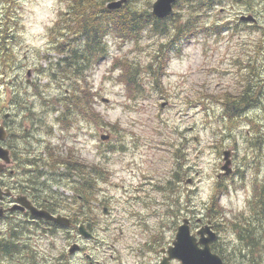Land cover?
Instances as JSON below:
<instances>
[{"label":"rangeland","instance_id":"1","mask_svg":"<svg viewBox=\"0 0 264 264\" xmlns=\"http://www.w3.org/2000/svg\"><path fill=\"white\" fill-rule=\"evenodd\" d=\"M4 1H13L11 6L21 21L12 24L16 31L10 40V57L0 58V125L8 115V124L20 126L21 132L24 127H38L41 138L32 146L40 154L51 143L57 145L56 152L73 154V161L81 163L85 173L97 177L94 193L98 196L90 205L108 207L117 219L95 230L98 259L106 264H158L160 250L172 244L185 218L191 219L193 232L210 221L217 234L213 245H237L233 232L216 229L214 222L218 224L223 218H212L210 206L216 202L231 220L240 213L250 215L254 189L264 177V0H259L263 3L257 4L258 12L253 13L222 0L209 19H216L220 11V23L229 22V30L221 36L200 33L184 38L180 52L170 50V58L163 64L153 58L167 37L147 33L136 43L110 36L111 58L86 73L97 93L94 108L98 120H74L64 132L56 121L60 113L53 108L60 106L58 98L69 95V87L66 83L57 85L47 70L62 56L56 52L57 45L67 42L61 31L58 38L52 36L50 28L68 10L69 1ZM197 5L180 3L176 8L180 22L188 17L189 8ZM244 14L258 22L240 21ZM125 58L141 66V87L134 96L120 81V70H113L114 62ZM257 58L259 78L253 88L258 104L246 108L243 117L229 128L223 100L239 99L246 80L253 75L248 68L251 60ZM16 95L23 105L15 104ZM66 122L68 125L70 120ZM103 134L111 138L103 141ZM227 150L232 152L233 172L229 176L221 170ZM62 161L72 162L68 158ZM219 183L229 193L220 192ZM51 191L67 204L78 198L65 185H55ZM26 227L29 231L18 238L26 245L24 251L0 257V264H49L55 250L63 248L61 236Z\"/></svg>","mask_w":264,"mask_h":264},{"label":"trees","instance_id":"2","mask_svg":"<svg viewBox=\"0 0 264 264\" xmlns=\"http://www.w3.org/2000/svg\"><path fill=\"white\" fill-rule=\"evenodd\" d=\"M68 1V10L62 12L55 26L50 28L52 36L58 38L59 31H61L60 35L67 42L57 45L56 52L62 56L55 63H50L47 70V72H51L48 76L56 81L57 85L63 86V83H66L69 87L67 88L69 95H63L60 99L58 98L61 104L53 108V111L60 113L56 121L60 125L62 132L67 131L74 120L76 121L80 118L91 121L98 120L94 108V100L97 93H94L91 88L86 73L91 71L99 62L111 58L108 44L110 36L123 42L136 43L147 33L167 37L168 39L160 44L153 58L154 62L163 64L164 61L168 60L167 57L170 58V50L180 52L181 48L178 47H181L184 38H192L200 33L210 36H221L223 32L229 30L226 27L229 22L220 23L222 20L219 18L220 11L217 12L216 19H209L210 14H212L214 9L218 8L222 0H179L174 5L173 14L165 19H159L152 15L154 0H127L122 7L114 10L107 8V3L113 0ZM229 1L236 5L245 6L247 8L246 11L250 13L258 12L257 4L263 3V1L259 0ZM12 2L0 1V58H3V60L11 53L10 45L12 43L10 40L15 38L16 30L12 28V24L21 21L17 9L11 6ZM182 2H196L198 5L196 8H189L188 17L186 19L182 18L180 22L181 14L178 13L176 8ZM262 13L263 11L259 10V14ZM237 28L238 23L235 24V29ZM128 59H117L113 64V70H120V81L125 84L128 94L134 96L139 93L141 87L139 81L141 78V66L135 60L129 61ZM259 61L260 59L258 60V58L251 60L253 64H250L248 68H251L253 75L246 80V89L239 99L227 97L225 99L226 102L223 100L227 106V118L225 120L227 125L230 126L229 128L234 126L235 120L243 117L242 114L246 108L255 107L258 104V93L253 88V85L258 84L256 79L259 78V75L258 72L256 73V69ZM152 66L153 64L151 65L153 72ZM40 71L44 72L42 69ZM35 89L38 95L45 99L37 86H35ZM14 98L16 105H23L19 95ZM1 109L2 106L0 105ZM68 120H70V123L67 125L66 121ZM56 147L57 145L54 146L52 143L46 146L47 157L55 159V161L65 158L72 160V162H67L66 164V161L63 163L56 162V172H59L60 166H64L67 171L70 170L72 172V179L75 175L78 176V180L73 181L76 182L73 190L77 196L82 195L85 197L87 204L90 205L91 200H97L94 193L97 178L92 176L93 173L88 174L86 178L84 170L80 167L81 163L73 161L75 156L73 154L64 155L63 151L56 152ZM60 156L63 158L59 159ZM176 176L179 178L178 172ZM217 188L224 194L229 193L226 186H222L220 183ZM253 197L250 215L249 213H240L233 220L224 214V209L218 207L216 202L211 203V217L216 219L221 216L223 220L226 219L224 224L222 223L223 220L218 224L215 221L216 229L218 231L229 229L236 235L238 243L232 247L227 246V244H214L212 246L213 251L223 259L224 264H264V177L256 185ZM56 200L61 205L65 204V201H60L59 198ZM185 203L188 204V201L185 200ZM9 227L8 234L4 238H0V257L4 258L14 257V255L24 251L26 245L19 243L18 238L20 234H25L26 231H29L23 225L17 226L14 224ZM28 261L27 259L24 260V262Z\"/></svg>","mask_w":264,"mask_h":264},{"label":"flooded vegetation","instance_id":"3","mask_svg":"<svg viewBox=\"0 0 264 264\" xmlns=\"http://www.w3.org/2000/svg\"><path fill=\"white\" fill-rule=\"evenodd\" d=\"M4 117L1 125L5 129V137L1 144L8 151L9 160H0L3 165V171L0 174V187L4 192L10 191L11 194H3L0 199V226L4 227V230H0V238H4L7 234V226L14 224L41 228L46 230L47 235L61 236L60 239H63L64 242L63 248L56 249L55 255H51L49 264H106L98 259L99 246H94L95 241L98 240L95 230L101 228L104 223L106 225L114 223L117 220L114 218V211L101 204H98L97 207L88 205L82 195L76 196L77 200L68 204L64 202L65 204L61 205L60 202H57L55 193L51 191L52 187L65 185L74 191L76 182L73 181L78 180V176L75 175L72 179V172L67 171L63 166L61 168L64 169V172L57 173L56 162L63 163V161L48 158L46 148L42 155L38 151L39 149L32 146V142H38L41 138L38 127H24L21 132L20 126L8 124V115ZM80 167L82 170L85 169L83 165ZM92 171L98 172V169H92ZM84 176L87 178L88 173H85ZM19 198L29 202L40 211L65 218L68 225L64 226L34 217L28 207L18 203ZM81 228L92 234V237L86 238L81 235ZM72 248H74L73 252H71ZM163 249L166 248L160 250L158 264H161L165 257V254L162 253ZM173 262L175 260L170 264Z\"/></svg>","mask_w":264,"mask_h":264},{"label":"water","instance_id":"4","mask_svg":"<svg viewBox=\"0 0 264 264\" xmlns=\"http://www.w3.org/2000/svg\"><path fill=\"white\" fill-rule=\"evenodd\" d=\"M178 0H156L152 5V15L164 19L173 14L174 5ZM127 0H117L108 3V9H118L122 7ZM243 22H256V18L252 15H243L240 17ZM30 75V72H29ZM106 101V100H105ZM5 137L4 126H0V160L8 161V151L2 147V140ZM101 139L107 141L110 139L109 135H102ZM231 151L224 152V164L221 167L222 174L229 176L232 174V162L230 159ZM3 171V165L0 163V174ZM220 178V175H219ZM10 195L11 192H4L0 187V199L2 195ZM18 203L29 208L31 214L36 218H43L47 221H52L60 225H68V221L62 217H55L46 211H40L32 206L29 202H25L19 198ZM14 210V209H11ZM81 235L86 238L92 237V234L87 233L84 228L80 230ZM217 234L213 230V226L209 221L205 226L200 228L197 232L192 233L191 221L185 218L177 229V234L173 243L167 248L163 249L162 253L165 257L161 264H170L173 260H178L181 264H224L222 258L212 250V244L216 241ZM74 251L72 248L71 252Z\"/></svg>","mask_w":264,"mask_h":264}]
</instances>
